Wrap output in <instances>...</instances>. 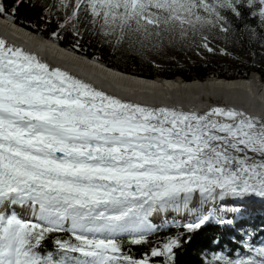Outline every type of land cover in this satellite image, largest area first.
<instances>
[{
  "label": "snow or ice",
  "instance_id": "snow-or-ice-1",
  "mask_svg": "<svg viewBox=\"0 0 264 264\" xmlns=\"http://www.w3.org/2000/svg\"><path fill=\"white\" fill-rule=\"evenodd\" d=\"M23 2L15 0L12 16ZM53 8L64 11L60 28L73 21L75 28L84 12L117 43L132 33L205 28L241 39L264 33V0H54L44 11ZM8 15L0 3V16ZM197 194L199 207L189 208ZM225 199L234 206L219 211L241 220L264 203V120L126 103L0 39V264H151V257L169 264L178 237L141 259L124 253L122 238L147 243L156 231L149 217L168 210L195 215L184 225L194 231L214 215L204 206ZM52 233L68 238L42 253ZM243 245L247 256L217 255L209 264H264V244Z\"/></svg>",
  "mask_w": 264,
  "mask_h": 264
},
{
  "label": "trees",
  "instance_id": "trees-1",
  "mask_svg": "<svg viewBox=\"0 0 264 264\" xmlns=\"http://www.w3.org/2000/svg\"><path fill=\"white\" fill-rule=\"evenodd\" d=\"M54 0H25L17 8L14 16L10 14L15 0H0L5 8L9 10L8 16H1L13 23L21 25L35 34L44 37L57 45L72 51L78 55L92 59L122 74H130L143 79H165L166 81L179 80L182 82H203L208 79L215 80H246L252 74L257 73L264 83V58L260 66L240 63L230 58L190 57L185 53V59L180 66L162 65L153 66L147 57L140 51H128L125 45H112L99 40L95 35L81 28L80 21L75 28L73 23L60 28L59 24L64 22V16L55 14V8L51 14H46L44 8L51 5ZM73 0H71V3ZM233 23L235 21L233 20ZM255 26V21H248ZM240 25H237L239 27ZM172 40H177L180 35H173ZM228 40L234 42L243 51H250L248 42L261 45L264 43V33L257 30L256 38L250 39L244 34L241 39L239 32L223 34ZM264 48V47H263ZM181 50V49H180ZM179 51V50H178ZM180 52H184L180 51ZM254 72V73H253ZM256 75V74H255ZM176 78V79H175ZM154 81V80H151ZM262 83V84H263ZM259 226V227H257ZM264 218L257 217L250 222H237L233 228L229 225L207 224L194 231L186 228H172L162 232L153 233L148 236V242L140 245L128 243L127 238H122L123 251L135 259H141L144 255L150 256L154 247H162L170 238H179L180 246L174 249L173 261L169 264H209L217 255L235 258L237 255L247 256L243 240L248 239L254 246L264 244ZM248 232H253L251 238ZM56 238L67 239L66 233H52L42 242L40 251L54 252L53 240ZM164 257H151V264H164Z\"/></svg>",
  "mask_w": 264,
  "mask_h": 264
},
{
  "label": "bare ground",
  "instance_id": "bare-ground-1",
  "mask_svg": "<svg viewBox=\"0 0 264 264\" xmlns=\"http://www.w3.org/2000/svg\"><path fill=\"white\" fill-rule=\"evenodd\" d=\"M0 39L4 40L7 46L20 48L24 52L34 55L50 68H58L92 88L126 103L152 109L167 108L197 115H205L213 108H222L226 111L243 112L247 117L264 120V83L262 84L259 80L260 77L255 74L250 75L246 80L236 81L215 79L192 83H185L180 79L172 81L154 79L151 81L116 72L109 67L77 56L2 17H0ZM209 98L219 100L222 104H213L208 100ZM213 119L231 123L223 117H213ZM198 202L197 194L189 208H198ZM234 203L231 199H225L206 204L204 214H207L208 209L211 208L217 219L221 217L231 219L234 222L230 225L234 226L239 218H232L233 214L230 212L219 211L220 208L234 206ZM251 208L252 216L264 213V203L258 200L251 205ZM16 211L24 218L21 209L17 208ZM149 220L156 226L185 225L195 222L196 216L190 215L185 209L168 210L164 213H153Z\"/></svg>",
  "mask_w": 264,
  "mask_h": 264
},
{
  "label": "rangeland",
  "instance_id": "rangeland-1",
  "mask_svg": "<svg viewBox=\"0 0 264 264\" xmlns=\"http://www.w3.org/2000/svg\"><path fill=\"white\" fill-rule=\"evenodd\" d=\"M72 3H74V0ZM55 14L60 17H65L64 11L62 10L57 11L55 9ZM70 14L71 12L69 11V15ZM90 19V16L85 19V13L81 12V28H84L105 43H110L112 45H125L126 50L130 52L136 50L140 51L151 62V65L155 67L162 65L180 66L185 59V55H183L185 53H190V57L196 56L203 59L210 57H225L253 66H260L264 58V48L261 47V45L255 44L254 42H248L247 46L250 51H243L242 48L237 46L234 42L228 40L223 35L224 33L220 32L219 29L205 28L195 34L189 30L188 33L183 36L180 34L179 30H177L174 33L175 35H180V38L177 40H172L170 34H162L160 37L155 35L149 37L140 33H132L125 36L119 43H117L115 36H105L98 27L94 28L89 23ZM205 36H207V40L204 39ZM205 44L208 45L207 48L204 47ZM208 48H211L212 51H209ZM183 50L184 52H180ZM208 100L213 104H222L221 101L213 98H209ZM260 216L264 218V213H259L258 217ZM252 217L241 221L250 222ZM232 218H234V215ZM255 218H257V215H255Z\"/></svg>",
  "mask_w": 264,
  "mask_h": 264
},
{
  "label": "water",
  "instance_id": "water-1",
  "mask_svg": "<svg viewBox=\"0 0 264 264\" xmlns=\"http://www.w3.org/2000/svg\"><path fill=\"white\" fill-rule=\"evenodd\" d=\"M1 17V16H0ZM3 18V17H2ZM15 25H17V26H19V27H21V28H23L24 30H26V31H28V32H30V33H32V34H34V35H36V36H38V37H40V38H42V39H44V40H47V41H49V42H52V41H50V40H48V39H46V38H44V37H41V36H39V35H37V34H35L34 32H32V31H30V30H28V29H26L25 27H22L21 25H18V24H16V23H14ZM52 43H54V42H52ZM55 45H57L56 43H54ZM58 47H60L61 49H64L63 47H61V46H59V45H57ZM64 50H66V51H69V50H67V49H64ZM69 52H71V53H73V54H75V55H77V56H81V55H78V54H76V53H74V52H72V51H69ZM81 57H83V56H81ZM83 58H85V59H88V58H86V57H83ZM89 61H93V62H95V63H97V64H99V65H101V66H104V65H102L101 63H99V62H97V61H94V60H92V59H88ZM104 67H107V66H104ZM110 69V68H109ZM254 73V72H253ZM258 77H259V75L257 74V73H255ZM128 75H130V74H128ZM132 76H134V75H132ZM135 77H138V76H135ZM139 78H143V77H139ZM147 79V78H146ZM180 80H182L181 78H179ZM148 80H154V79H148ZM259 80L261 81V79L259 78ZM225 81H228V80H225ZM261 83H263L262 81H261Z\"/></svg>",
  "mask_w": 264,
  "mask_h": 264
}]
</instances>
